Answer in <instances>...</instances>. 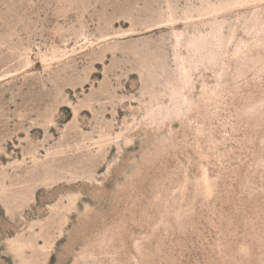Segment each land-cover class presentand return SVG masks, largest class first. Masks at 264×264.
<instances>
[{
	"label": "rangeland",
	"instance_id": "1",
	"mask_svg": "<svg viewBox=\"0 0 264 264\" xmlns=\"http://www.w3.org/2000/svg\"><path fill=\"white\" fill-rule=\"evenodd\" d=\"M0 264H264V0H0Z\"/></svg>",
	"mask_w": 264,
	"mask_h": 264
}]
</instances>
